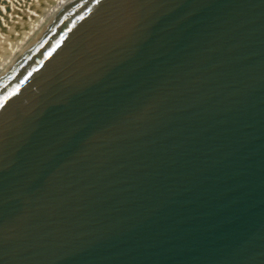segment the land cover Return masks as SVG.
<instances>
[{"label": "water", "instance_id": "1", "mask_svg": "<svg viewBox=\"0 0 264 264\" xmlns=\"http://www.w3.org/2000/svg\"><path fill=\"white\" fill-rule=\"evenodd\" d=\"M0 264H264V0H73L0 73Z\"/></svg>", "mask_w": 264, "mask_h": 264}, {"label": "bare ground", "instance_id": "2", "mask_svg": "<svg viewBox=\"0 0 264 264\" xmlns=\"http://www.w3.org/2000/svg\"><path fill=\"white\" fill-rule=\"evenodd\" d=\"M73 0H0V73L26 53Z\"/></svg>", "mask_w": 264, "mask_h": 264}]
</instances>
